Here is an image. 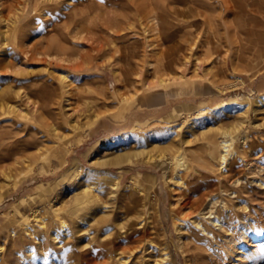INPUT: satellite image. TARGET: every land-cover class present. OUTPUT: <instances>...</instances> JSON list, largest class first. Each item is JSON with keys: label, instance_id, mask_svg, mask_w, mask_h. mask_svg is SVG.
I'll list each match as a JSON object with an SVG mask.
<instances>
[{"label": "rangeland", "instance_id": "rangeland-1", "mask_svg": "<svg viewBox=\"0 0 264 264\" xmlns=\"http://www.w3.org/2000/svg\"><path fill=\"white\" fill-rule=\"evenodd\" d=\"M24 141L0 264H264V0H0Z\"/></svg>", "mask_w": 264, "mask_h": 264}, {"label": "bare ground", "instance_id": "bare-ground-1", "mask_svg": "<svg viewBox=\"0 0 264 264\" xmlns=\"http://www.w3.org/2000/svg\"><path fill=\"white\" fill-rule=\"evenodd\" d=\"M51 1V0H50ZM58 1V0H57ZM60 3V2H59ZM59 3H58V5H55V6H59ZM74 6V5H73ZM80 13V12H79ZM152 19H154V18H152ZM152 23H153V30H156V29H159L158 27H157V22L155 21H151ZM143 25L145 26V23H143ZM146 30V28H144V30L143 31H145ZM157 32V31H156ZM147 46H149V45H147ZM144 62V61H143ZM150 64V63H149ZM150 68V67H149ZM58 78H60L61 80H63L64 79V77L63 76H61V77H58ZM59 79V80H60ZM65 81V80H64ZM24 93V92H23ZM21 94V93H20ZM16 95V94H15ZM18 96V95H17ZM19 97H20V99H24L25 101H24V104L26 105V106H29V97H27V96H25V93H24V95H19ZM18 98V97H17ZM19 99V98H18ZM20 101V100H19ZM23 105V104H22ZM7 109L10 111V112H13V113H15L16 115H18V116H20V117H25L26 115H27V112L24 110V109H22V108H17V106H10V105H7ZM228 143V142H227ZM30 144V141H24V142H21V143H16V142H14V143H12L11 145H8V146H6L4 149H3V151L2 152H0V161H3L4 159H9L10 160V164L9 165H7V166H3V167H1V169H0V172H1V174L3 175V176H5V178H8L9 180H12L11 179V176H12V174H11V171L13 170H17V168H18V170H19V168H25V167H27V165H28V162H31V154L30 155H25V154H23L24 152V150H22L21 149V147H28V145ZM20 145V146H19ZM222 145H223V147L225 148V149H227V144H226V142L224 141L223 143H222ZM19 147V148H18ZM22 150V151H21ZM37 150H41L40 149V147H38L37 148ZM23 152V153H22ZM44 152V151H43ZM142 153H143V151H136V152H132V154H119V155H116V156H114V157H112L111 158V160H110V162L111 163H122V162H131V161H133V160H135L137 157H138V159H140V157H141V155H142ZM145 153V152H144ZM147 153V152H146ZM149 153V152H148ZM152 154V153H151ZM147 155V154H146ZM156 155V154H155ZM158 156V155H157ZM156 157V156H155ZM223 157V155H221V158ZM145 159H149V157L148 156H145ZM30 160V161H29ZM146 161H148V160H146ZM149 161H151V160H149ZM153 161V160H152ZM29 166V165H28ZM18 174V173H17ZM14 180V179H13ZM8 181V180H7ZM86 188H88V187H85V196H87V197H91V196H94L95 194L94 193H92V192H89V191H87L86 190ZM2 189V188H1ZM86 197V198H87ZM83 198H85V197H83ZM85 198V199H86ZM92 198H94V197H92ZM90 199V198H89ZM88 199V200H89ZM84 200V199H83ZM91 202V201H90ZM83 203V202H82Z\"/></svg>", "mask_w": 264, "mask_h": 264}]
</instances>
